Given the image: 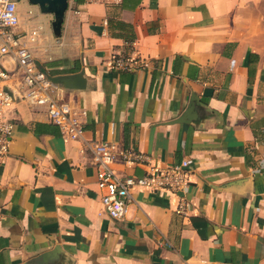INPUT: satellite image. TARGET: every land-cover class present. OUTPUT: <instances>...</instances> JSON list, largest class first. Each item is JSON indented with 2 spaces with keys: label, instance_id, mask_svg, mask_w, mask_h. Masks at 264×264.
I'll use <instances>...</instances> for the list:
<instances>
[{
  "label": "crops",
  "instance_id": "crops-1",
  "mask_svg": "<svg viewBox=\"0 0 264 264\" xmlns=\"http://www.w3.org/2000/svg\"><path fill=\"white\" fill-rule=\"evenodd\" d=\"M18 12L21 31L42 27L34 55L49 76L83 72L84 90L52 94L86 115L74 141L13 106L0 264H264V0H67L58 38L51 15ZM91 141L163 165L187 159L190 185L179 196L134 189L114 221Z\"/></svg>",
  "mask_w": 264,
  "mask_h": 264
},
{
  "label": "built area",
  "instance_id": "built-area-1",
  "mask_svg": "<svg viewBox=\"0 0 264 264\" xmlns=\"http://www.w3.org/2000/svg\"><path fill=\"white\" fill-rule=\"evenodd\" d=\"M18 5V0H0V163L9 157L15 129L9 113L17 102L42 111L48 122L69 140H79L84 133L82 118L86 113L55 99L52 94L55 86L48 80L46 72L36 65L34 51L42 27L21 31ZM27 15L31 16L32 12L29 10ZM88 148L95 168L96 186L101 193V205L114 221L123 220L128 208L134 204V189L169 191L179 196L190 185L187 159L178 164L163 165L130 148L94 141L88 142ZM115 162L141 168L143 173L119 176L113 169ZM185 207L181 201L179 209Z\"/></svg>",
  "mask_w": 264,
  "mask_h": 264
},
{
  "label": "water",
  "instance_id": "water-1",
  "mask_svg": "<svg viewBox=\"0 0 264 264\" xmlns=\"http://www.w3.org/2000/svg\"><path fill=\"white\" fill-rule=\"evenodd\" d=\"M26 2L31 6L37 7L41 14L52 16V33L54 37L58 38L61 34V25L63 22L64 13L67 9V0H26ZM36 65L41 68V71L46 72L39 64L36 63ZM47 78L52 84L59 85L66 90L80 91L84 90L86 87V81L83 78V72L67 76H49L47 74ZM193 105L194 104L190 105L189 111L192 109ZM186 117L187 115L184 114L180 118L174 120L172 123H183L186 121Z\"/></svg>",
  "mask_w": 264,
  "mask_h": 264
},
{
  "label": "rangeland",
  "instance_id": "rangeland-1",
  "mask_svg": "<svg viewBox=\"0 0 264 264\" xmlns=\"http://www.w3.org/2000/svg\"><path fill=\"white\" fill-rule=\"evenodd\" d=\"M18 2H19V6L21 8H23V10L26 13L30 10V11H33L35 14H38V10L36 9V7L35 6H31L30 4H28L26 2V0H18ZM22 15H23V13H22ZM23 16H25V14ZM26 18H27V16L26 17H23L22 19H20V24H21V27L20 28H22V29H24L23 27H25V25H27V23H28L27 20H26ZM42 18L45 19L46 16L43 15ZM34 58H35V62L37 64H39L40 66L43 65L42 64V61L39 58H37L35 55H34Z\"/></svg>",
  "mask_w": 264,
  "mask_h": 264
},
{
  "label": "trees",
  "instance_id": "trees-1",
  "mask_svg": "<svg viewBox=\"0 0 264 264\" xmlns=\"http://www.w3.org/2000/svg\"><path fill=\"white\" fill-rule=\"evenodd\" d=\"M119 25L120 26H122L123 28H126L127 26L125 25V24H123V23H119ZM35 127H36V130H34V132L36 133V134H38L39 132L37 131V129H39L40 127H43V128H45L42 132L43 133H46V132H52V133H56V129L54 130V129H52V127L53 126H51V125H42V124H35ZM51 127V128H50Z\"/></svg>",
  "mask_w": 264,
  "mask_h": 264
}]
</instances>
